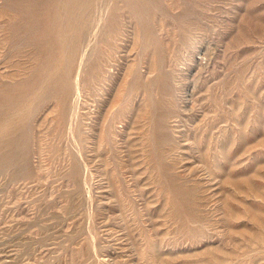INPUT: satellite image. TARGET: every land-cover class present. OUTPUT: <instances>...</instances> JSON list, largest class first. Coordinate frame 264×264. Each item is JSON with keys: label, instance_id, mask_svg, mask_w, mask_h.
Segmentation results:
<instances>
[{"label": "rangeland", "instance_id": "obj_1", "mask_svg": "<svg viewBox=\"0 0 264 264\" xmlns=\"http://www.w3.org/2000/svg\"><path fill=\"white\" fill-rule=\"evenodd\" d=\"M78 2L0 0V264H264V0Z\"/></svg>", "mask_w": 264, "mask_h": 264}, {"label": "bare ground", "instance_id": "obj_2", "mask_svg": "<svg viewBox=\"0 0 264 264\" xmlns=\"http://www.w3.org/2000/svg\"><path fill=\"white\" fill-rule=\"evenodd\" d=\"M61 1V0H60ZM63 3V2H62ZM86 3V2H85ZM84 3V4H85ZM87 4V3H86ZM65 6L67 7H64L65 8V12H64V14H68V15H70L69 17V20H68V22H67V24L65 25V26H63L62 24H60V23H58L57 21H56V28H57V33H58V38H57V40L59 39V42H60V46L62 47V48H65L68 44H70L71 46H70V48H69V56L67 57V61L68 62H66L68 65H69V63L71 62V63H73L72 62V59H73V56H74V53L76 52L75 51V49H76V43H77V41H78V39H80V37H81V28H80V25H79V18H78V13L80 12V11H78L77 13H76V10H78L77 8H78V6H79V2H78V0H65ZM83 5L81 4V7H82ZM84 7H85V5H84ZM86 7H88V6H86ZM57 11V10H56ZM53 15V14H52ZM81 15V14H80ZM58 16V15H57ZM64 16V15H63ZM82 16V15H81ZM68 18V17H67ZM83 18V17H82ZM65 19V18H64ZM81 19V18H80ZM82 20H80V22H81ZM50 22H52V21H50ZM83 22H85V21H83ZM80 24H82V23H80ZM52 25H53V23H52ZM50 31V30H49ZM48 32V31H47ZM51 34V33H50ZM82 39V38H81ZM71 42H72V44H71ZM59 45V44H58ZM40 47V46H39ZM49 48V47H48ZM61 49V48H60ZM66 49V48H65ZM78 51V50H77ZM60 52V51H59ZM54 61V60H53ZM66 64V65H67ZM71 65V64H70ZM58 66V65H57ZM62 66V65H61ZM67 67V66H66ZM65 68V67H64ZM67 69H68V67H67ZM66 69V70H67ZM63 71H64V69H63ZM64 73H65V71H64ZM78 73V72H77ZM68 74V73H67ZM49 78V77H48ZM51 79V78H50ZM50 79H48V80H50ZM36 80V79H35ZM41 80V79H40ZM51 81H53V80H51ZM31 82V81H30ZM29 82V83H30ZM38 84V83H37ZM62 84V83H61ZM42 86H44V85H42ZM49 85H47V86H45V89L44 90H46V91H48V89L50 90V88L52 87V85H50L49 87H48ZM47 87V88H46ZM66 87V86H65ZM68 87V86H67ZM59 89V88H58ZM62 89V88H61ZM53 91H55V90H53ZM67 89L65 90V94L67 93ZM51 92H52V90H51ZM47 95H49V94H46V96ZM52 95V94H51ZM26 96V95H25ZM32 97V96H31ZM58 97V96H57ZM26 99V98H25ZM27 100V99H26ZM15 103V102H14ZM73 106V105H72ZM74 108V107H73ZM14 110V109H13ZM66 112V111H65ZM12 117V116H11ZM26 119V118H25ZM2 123V122H1ZM13 125H16V123H14ZM17 127V126H16ZM15 127V129L17 130V128ZM3 129H4V127H2ZM2 128H0V130H3ZM6 128H8V127H6L5 126V129ZM11 129H13V127H11ZM8 130V129H7ZM9 130H10V128H9ZM8 130V131H9ZM15 130V131H16ZM4 131V130H3ZM15 131H11L12 133H14ZM1 132V131H0ZM6 132V131H5ZM4 132V133H5ZM11 133V134H12ZM2 134H3V132H2ZM7 134H9L10 136H11V134L10 133H7ZM15 134V133H14ZM14 134H12V135H14ZM17 135H15V137H16ZM14 137V136H13ZM17 138V137H16ZM1 139V138H0ZM8 139V138H7ZM9 140H11V138H9ZM1 141V140H0ZM6 141V140H5ZM4 141V142H5ZM19 141V140H18ZM7 142V141H6ZM9 143V142H8ZM9 145V144H8ZM7 145V146H8ZM19 145V144H18ZM6 146V145H5ZM5 146H4V149H6L5 148ZM20 147H21V144L19 145ZM10 147H11V149H10V151H12V154H11V157L13 158L14 156H13V153H15V150H16V152H17V149L16 148H18L17 147V142L15 141H13V142H11V144H10ZM20 147H19V149H20ZM0 148H2V146H1V144H0ZM9 148V147H8ZM7 150V149H6ZM5 150V151H6ZM2 151H4L3 150V148H2ZM5 151L4 152H2V154H4L5 153ZM6 154V153H5ZM16 154V153H15ZM17 155H20V153L19 154H17ZM2 157H3V155H1ZM4 156H6V155H4ZM7 157V156H6ZM6 157H4L3 159H5ZM18 157V156H17ZM8 159V158H7ZM7 159H6V161H7ZM12 160V159H11ZM14 160V159H13ZM15 160H17V158L15 159ZM9 161V160H8ZM16 162V161H15Z\"/></svg>", "mask_w": 264, "mask_h": 264}]
</instances>
